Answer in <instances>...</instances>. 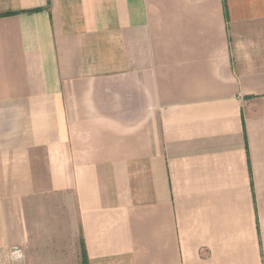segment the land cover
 Masks as SVG:
<instances>
[{
  "label": "crops",
  "instance_id": "0c3cea01",
  "mask_svg": "<svg viewBox=\"0 0 264 264\" xmlns=\"http://www.w3.org/2000/svg\"><path fill=\"white\" fill-rule=\"evenodd\" d=\"M0 264H264V0H0Z\"/></svg>",
  "mask_w": 264,
  "mask_h": 264
},
{
  "label": "built area",
  "instance_id": "2783aa9c",
  "mask_svg": "<svg viewBox=\"0 0 264 264\" xmlns=\"http://www.w3.org/2000/svg\"><path fill=\"white\" fill-rule=\"evenodd\" d=\"M12 253L13 254H18V249L17 248H14Z\"/></svg>",
  "mask_w": 264,
  "mask_h": 264
}]
</instances>
